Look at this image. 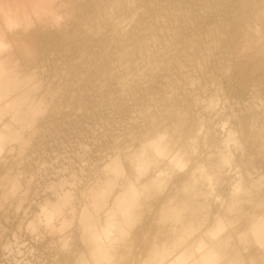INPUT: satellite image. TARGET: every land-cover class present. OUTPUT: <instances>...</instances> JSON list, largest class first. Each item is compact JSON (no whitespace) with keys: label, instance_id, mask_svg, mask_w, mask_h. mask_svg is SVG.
Here are the masks:
<instances>
[{"label":"bare ground","instance_id":"1","mask_svg":"<svg viewBox=\"0 0 264 264\" xmlns=\"http://www.w3.org/2000/svg\"><path fill=\"white\" fill-rule=\"evenodd\" d=\"M215 1L0 0V264H117L152 213L128 264H264V68L238 74L256 28L226 39ZM62 7L68 43L36 51ZM51 144L69 158L42 160ZM39 233L35 255L16 244Z\"/></svg>","mask_w":264,"mask_h":264},{"label":"rangeland","instance_id":"2","mask_svg":"<svg viewBox=\"0 0 264 264\" xmlns=\"http://www.w3.org/2000/svg\"><path fill=\"white\" fill-rule=\"evenodd\" d=\"M262 3H264V0H229V1H227V0H222V1L216 0L215 3H214V4H218V5H225V6L228 7L227 16H225V19L227 20L226 21V26L228 27V30L226 32V34L228 33L226 35V39H232L233 37L235 39H237V35L240 32H242V31H247L248 30V26L256 28V32H252V30L250 31V34H249L248 39L246 41V47H245V49L243 48L244 51H243V55L242 56H244V57H242L241 62L237 63L238 60L236 62L237 63L236 64L237 68H239L237 71H238V74H240V75L245 73V72L248 73L249 71L253 72V71H255L258 68L259 69H263L264 68V4H262ZM65 10L66 9L64 7L59 8V9L56 10L55 14H58L60 17L61 16H63V17L60 18V20L58 22V25H55V26H53V27H51L49 29H46L43 32L45 37H44V39H42V41L39 42V39H38V41L36 42V44L34 46V49L36 51H39V49H41V50H44L46 53H52L56 49L57 50L58 49L63 50V48L66 46V44L68 43V37H69L68 33H69L70 28L67 25L68 22H67V16H66ZM228 15H229V17H228ZM230 20L232 21V23H231ZM259 24L261 26H259ZM126 27H127L125 29L126 31L131 30V25L130 24L127 25ZM35 28H37V25L34 23V24L31 25V28H29V30L31 31V30H33ZM59 31H60V33H59ZM231 31H234V32H231ZM230 34H231V36L233 35L232 38L231 37L229 38ZM235 39H234V42L233 41L230 42V40H227V43L230 42V43L227 44V46L231 47V48H229L230 49L229 51L231 53L236 51L237 40L235 41ZM253 54H255L254 57L252 56ZM32 67H39V57L36 58V59L34 58L33 60H31V61H29L27 63V68H32ZM263 77L261 75L262 79L260 80V85L264 88V78ZM242 81L244 83V80L239 78V80H237L234 83L232 90H230L228 92V94H230L231 97L234 96L236 99L237 98L238 99L242 98L241 97L242 86L249 85V83H251V80L250 81L248 80L244 84L243 83L241 84ZM236 93L238 95H236ZM220 98H218L219 99V103H217V107H216L215 111H220L223 108H225V104H224V102H221L222 100ZM220 105H223V106L220 107ZM212 116H213L212 113L211 114L210 113L206 114L207 118H210ZM81 123H84V121H81ZM235 138L237 140H239V135L236 134ZM57 146L51 144V145H48L46 148H44V150L42 152L43 154L41 155V159L46 161V159H48V158H52L53 157V158H56V159L58 158L59 159L62 156H63L62 158H69V154H68L69 152L66 150V148L63 147V146L61 147L59 145H57ZM134 146H136V142H134L133 146H131L133 151L135 149ZM131 148L129 147V149H131ZM129 149H128V151H129ZM132 150H130V151H132ZM45 151H46V153H45ZM54 151H55V153H54ZM65 153L68 154V156H66ZM44 154H46V155H44ZM58 154L62 155V156L58 157ZM58 159L54 163L55 166H56V164L58 165V162H59ZM122 162H123L124 168H125L128 176L130 178L134 179L137 176V173L134 170V168L131 166V164L128 162V160L124 156L122 157ZM81 166H82V168H80ZM86 167L87 166H85L83 164L79 165V167H78L79 171H80V169H82L81 170L82 172L81 171L80 172L83 175H86L87 174L86 172H88V169ZM187 167L188 166L185 165L183 167L184 169L181 168L180 171L177 170L176 174L177 173H179V174L183 173L184 170L187 169ZM84 172L86 174H84ZM149 173H150V170H148V172L146 173V176ZM260 175H264V172L262 174H260ZM242 185L243 186H248L249 182L246 179H243L242 180ZM183 214H185V212ZM146 220H147V222H149V226H148V223L146 222ZM158 221H159V217H158V215L156 213H154V214L152 213L150 215H140L138 218L135 219V221L133 223V226L131 227L130 234L128 235L129 237L127 236L129 239L127 240V237H125L121 241V242L130 241V240L132 241V243L134 244L133 245L134 248L132 247L133 251L131 250L130 254L133 253L137 249V247H139L140 245H142V244L144 245V244L148 243L149 241H151L154 237L157 236L158 232H162L163 231L162 226H164V225L161 222H158ZM69 225L70 226L68 228H66L63 233H61V236L66 237V239H65V241H66L65 242V250H67L69 253H71V252H74L76 249H79L80 246H78V244H76L74 242V239H73V236H72V233L74 231V226L71 223ZM210 226L212 227V225H210ZM143 231H144V233H142ZM136 236L137 237L139 236V237L137 238ZM135 238H137V239H135ZM43 239H44V241H43ZM38 240L40 242L39 241H37V242H33L32 241V243L31 242L26 243L24 241V238H22V237L19 238L18 237V240H17L16 244H18L20 246L23 245L24 246L23 248H26V249H29V248L31 249L32 248V250L34 252L31 250V253L33 252L32 255H35V254H37V252L41 248H43V246L45 244H47L49 242L50 238L45 236L43 233H39V239ZM141 240L144 243L141 242ZM22 243H24L25 245L27 244L26 246H28V247H25V245L22 244ZM30 246H32V247H30ZM70 248H72V249H70ZM36 249L38 251L35 252ZM130 254L127 255L125 257V259L120 260V262H118L117 264H128V262H129V260H128L129 257L128 256H131ZM13 257H14V255H11L9 257V259H11Z\"/></svg>","mask_w":264,"mask_h":264}]
</instances>
